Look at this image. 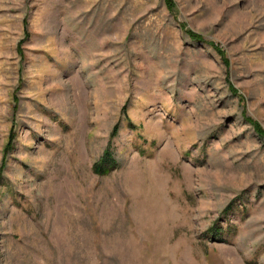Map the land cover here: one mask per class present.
Segmentation results:
<instances>
[{
    "label": "rangeland",
    "instance_id": "374dc122",
    "mask_svg": "<svg viewBox=\"0 0 264 264\" xmlns=\"http://www.w3.org/2000/svg\"><path fill=\"white\" fill-rule=\"evenodd\" d=\"M0 264H264V0H0Z\"/></svg>",
    "mask_w": 264,
    "mask_h": 264
},
{
    "label": "trees",
    "instance_id": "16d2710c",
    "mask_svg": "<svg viewBox=\"0 0 264 264\" xmlns=\"http://www.w3.org/2000/svg\"><path fill=\"white\" fill-rule=\"evenodd\" d=\"M256 126H258V125H256ZM258 128H259V126H258ZM103 154L104 155L102 156L101 161H99L94 166V168L100 174L107 173V172L111 171L113 168L115 169L116 165H117V163L116 164L114 163V160L108 151H105Z\"/></svg>",
    "mask_w": 264,
    "mask_h": 264
}]
</instances>
